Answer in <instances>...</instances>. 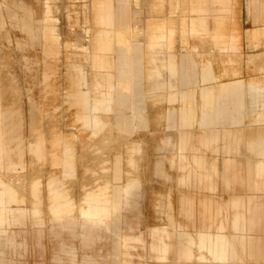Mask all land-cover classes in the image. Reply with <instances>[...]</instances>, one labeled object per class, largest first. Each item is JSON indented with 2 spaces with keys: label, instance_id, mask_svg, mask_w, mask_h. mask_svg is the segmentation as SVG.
Listing matches in <instances>:
<instances>
[{
  "label": "rangeland",
  "instance_id": "rangeland-1",
  "mask_svg": "<svg viewBox=\"0 0 264 264\" xmlns=\"http://www.w3.org/2000/svg\"><path fill=\"white\" fill-rule=\"evenodd\" d=\"M93 1L0 0L4 140L13 149L8 158L19 163L22 149L25 164L10 172L1 169L0 176L23 195L25 207L42 201L38 217L3 228L0 264H198L183 252L189 234L192 254L210 259L197 248L200 233L225 236L234 257L225 264H264V172L257 168L264 163V0H225L222 13L216 12L220 4L204 0L206 29L193 34L189 22L198 0H128L125 34L141 47L130 56L136 54L141 69L143 61L146 66L144 86L138 82L144 96L133 95L130 81L137 60L118 79L116 47L105 54L108 68L94 62V40L102 28L94 23ZM118 2L111 0L116 17ZM48 9L55 34L45 36ZM157 38L160 47L149 48ZM109 84L111 111H99L105 126L93 136L94 128L81 119L92 113L72 94L88 92L93 103ZM202 90L209 92L208 103ZM121 93L134 99L131 109ZM183 94L188 97L182 99ZM182 110L192 113L188 126L181 123ZM204 114L214 120L204 125ZM64 142L72 148V177L63 176ZM184 176L197 185L193 194L182 193ZM51 177L62 181L72 198L73 219L57 222L49 214ZM106 181L110 190L136 186L112 211L107 227L82 226L83 195ZM235 200L239 205L232 206ZM237 215L244 218L242 228L234 227ZM155 228L167 232L161 235L168 246L164 260L150 248ZM123 238L128 241L118 250Z\"/></svg>",
  "mask_w": 264,
  "mask_h": 264
},
{
  "label": "crops",
  "instance_id": "crops-1",
  "mask_svg": "<svg viewBox=\"0 0 264 264\" xmlns=\"http://www.w3.org/2000/svg\"><path fill=\"white\" fill-rule=\"evenodd\" d=\"M118 16L116 17L113 12L112 3L111 0H94L92 7L95 11L94 14V23L97 26H100L102 29L97 35V37L94 40L93 49L94 52L92 53V58L94 62H98V66L102 69L109 67V62L106 60L105 54L112 50V48L116 47V51L118 52V58H117V68L115 69L120 74L117 75L118 78L126 77L127 71L125 69L130 67L131 61L137 60L136 54L134 58H131L130 52L137 53L138 50L141 49L140 44H133L131 42V39L125 34L128 30V23H127V14H128V0H119L118 2ZM213 4L216 5L220 4L216 9V12L222 13L225 12L228 2L225 0H213ZM254 8H259V2L257 1ZM246 10L247 14H251V5L246 4ZM191 12L194 13L195 18H192L189 22V31L191 34L196 33L198 30L206 29V18L205 15L209 12L207 2L204 0H198L195 2V6L191 9ZM49 9L46 12V22L53 23L51 17L49 20ZM255 15L258 16V12H255ZM217 24H220L217 21ZM118 27L120 30H114L115 27ZM50 30L45 29L44 35H48L49 33L55 34V27L53 24L50 25ZM168 38L170 40V37L172 36V31H168ZM216 38V36H215ZM233 40V38H232ZM162 38H157L155 41L149 44V48L155 49L160 47ZM86 52H88L86 50ZM133 65V78L130 79V81L133 82V95L135 96V92L138 91L137 95H140L142 92V96H144V89L140 87L138 88L139 84L138 82H142L143 86L146 78L145 75V69L146 66L144 64V61L142 63V69L139 65V60L136 61ZM168 70L170 74H173L175 72L174 65L171 64V62L168 65ZM79 71H81L79 69ZM140 71H143V74L139 78H135V74H137ZM130 72V71H128ZM132 73V72H131ZM122 75L123 77H121ZM111 74L109 75V72L107 73V77L109 78ZM208 76V70L207 68L203 69V79L207 80ZM191 77V83H193L195 78H193L192 74ZM84 76L80 78L81 80H84ZM110 79V78H109ZM190 80V79H189ZM126 87V85L124 86ZM109 88L107 92L102 93V98L95 99L93 103H90L88 98V92L83 91H77L75 94H72V97L76 100V104L81 106L83 110L87 111L89 110L91 115H82L81 119L85 122V124L88 126L90 125V128H94L92 135L96 136L104 126L105 123L102 120L101 117L98 116L99 111H103L105 114L109 113L111 111V102H112V96H111V90L113 91V87L111 84L108 85ZM119 89H123L122 87H119ZM118 89V90H119ZM125 89V88H124ZM138 89V90H136ZM142 90V91H141ZM122 94V95H121ZM120 95L122 97H126L128 99L129 108L131 109L134 105V99H131L130 94H123ZM119 95V96H120ZM201 95L204 98L205 103H208V99L210 98L209 92L207 90H202ZM188 97V95L183 94L182 99ZM130 109H127L126 111L129 112ZM181 114V123L183 126H188L192 120V113L190 110H182L180 112ZM221 116V113L217 114L214 118H219ZM214 118H212L210 115L204 114L202 116V123L204 125L211 123ZM7 117L5 113L0 112V125L6 121ZM3 127L5 125L0 126V170L4 169L7 172L16 170L17 168L21 169L25 164L24 161H22L23 152L22 149H19V163L13 162L10 158H8L9 153L13 152V149L9 148V142L4 140V137L6 135V132L3 131ZM99 128V130H97ZM57 141H55V144L57 145ZM20 146V143H19ZM63 154H64V163H63V176L64 177H72L74 175V165L72 163V148L69 146L67 142H64L63 144ZM18 148V147H17ZM133 151V150H132ZM262 153L264 154V147H262ZM6 158L5 166H3V159ZM130 164L132 165L133 162L130 161ZM258 171L260 173L264 172V163L260 162L257 166ZM117 174L119 173V168L116 167ZM192 178V175L190 176ZM184 178V181H181L183 183L182 185V193L184 194H193L195 191V183L192 180H188L187 176L182 177ZM50 184L53 186V188H50V202L49 200H46L47 202V210L49 214H51L54 221L61 222L65 217H70L74 211V202L72 198H70V195L67 193V191L64 189L63 182L55 177L50 178ZM136 185L131 183L127 184L124 187H114V189L110 190L111 186L109 182H104L102 185L98 186L94 190L86 191L82 198V204L85 205V207H79L78 208V217L82 221L83 225H88L90 228L94 227H100L104 226L107 227V220L109 217H111L112 211L118 210L120 207L119 203L121 201H127L130 192L133 190V188ZM39 187V184L37 185V188ZM107 187V188H106ZM213 187L215 189L218 188V192L220 189V185L214 184ZM8 189V190H7ZM101 190V191H100ZM103 190V191H102ZM42 194V192H40ZM39 194V193H38ZM189 198V197H188ZM191 198V197H190ZM48 199V197L46 198ZM27 200H24V197L21 193H19L16 189H10L7 185V180L2 178L0 176V233H5V230L3 229L5 226L10 227L11 225H15L20 223L22 220H24L27 216H33L38 217L40 215V207L42 205V201H30V207H25L24 204ZM239 205L237 200L232 201V206ZM70 219H73V217ZM244 220L242 215H237L234 218V227L235 228H242L244 224L242 225V221ZM161 235H167V232L165 229H157L155 228L153 230V236L155 237V242L151 244L150 248L152 251L157 252L160 256L158 257L159 260L165 259V254L167 253V244L163 242ZM186 247L184 249L183 255L184 258L188 261L194 259L197 261L198 264H225L229 261H233L234 257H229V250H230V243L223 235H216L212 236L207 233H200L198 235V241H197V248L199 251H205L207 255H209L210 259H208L203 254H199L198 256H194L191 252V246L195 245L193 238L186 234ZM241 243H243V238H240ZM123 241V242H122ZM128 239L123 238L121 240L122 243L118 242V250L123 246L126 245ZM120 264H129L126 260L119 261Z\"/></svg>",
  "mask_w": 264,
  "mask_h": 264
},
{
  "label": "bare ground",
  "instance_id": "bare-ground-1",
  "mask_svg": "<svg viewBox=\"0 0 264 264\" xmlns=\"http://www.w3.org/2000/svg\"><path fill=\"white\" fill-rule=\"evenodd\" d=\"M107 188V187H106ZM101 191V190H100ZM103 191V190H102Z\"/></svg>",
  "mask_w": 264,
  "mask_h": 264
}]
</instances>
